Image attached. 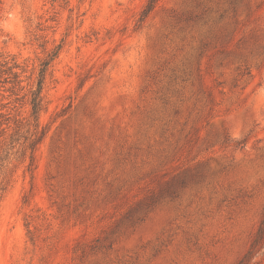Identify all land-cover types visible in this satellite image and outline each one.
Listing matches in <instances>:
<instances>
[{
	"label": "rangeland",
	"instance_id": "rangeland-1",
	"mask_svg": "<svg viewBox=\"0 0 264 264\" xmlns=\"http://www.w3.org/2000/svg\"><path fill=\"white\" fill-rule=\"evenodd\" d=\"M149 2L0 0V264H264V0Z\"/></svg>",
	"mask_w": 264,
	"mask_h": 264
},
{
	"label": "trees",
	"instance_id": "trees-1",
	"mask_svg": "<svg viewBox=\"0 0 264 264\" xmlns=\"http://www.w3.org/2000/svg\"><path fill=\"white\" fill-rule=\"evenodd\" d=\"M158 1L159 0H150L143 17H147L151 13ZM46 43L47 42H45L44 46H46ZM61 48L62 46L58 45L48 54L46 59L40 62L38 72L31 73V76L27 79L29 80L28 93L22 97L23 99H28L29 106L31 107L32 123H29L28 125L31 126L33 132L31 138L28 140V144L24 148L23 154L29 159L27 170L32 178H34V172L37 168V147L46 135V129H42L40 125V116L46 109V102L43 94L45 82L52 63L58 57ZM8 64L9 62L5 61L4 63V61L0 60V84L10 85V90L13 92V95H18L16 92L24 91L26 89V86H23L24 80L22 79V74L26 73L27 67H22L15 61V59H12V66L6 68ZM16 123L20 126L23 124V122L19 120L16 121ZM8 184V180H2L0 184V197L2 196V193L6 191ZM261 234L262 229H260L257 236L260 237ZM257 236L252 243L251 250L238 262V264H250L254 249L260 243Z\"/></svg>",
	"mask_w": 264,
	"mask_h": 264
}]
</instances>
